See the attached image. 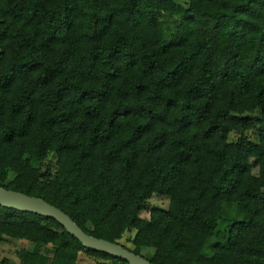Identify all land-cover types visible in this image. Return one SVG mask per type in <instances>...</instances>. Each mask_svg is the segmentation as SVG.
<instances>
[{"label":"trees","instance_id":"16d2710c","mask_svg":"<svg viewBox=\"0 0 264 264\" xmlns=\"http://www.w3.org/2000/svg\"><path fill=\"white\" fill-rule=\"evenodd\" d=\"M0 187L153 264H264V0H0ZM10 242L129 264L0 206Z\"/></svg>","mask_w":264,"mask_h":264},{"label":"water","instance_id":"95a60500","mask_svg":"<svg viewBox=\"0 0 264 264\" xmlns=\"http://www.w3.org/2000/svg\"><path fill=\"white\" fill-rule=\"evenodd\" d=\"M0 206L51 218L87 249L125 260L129 264H153L120 244L88 235L66 213L41 198L0 187Z\"/></svg>","mask_w":264,"mask_h":264},{"label":"rangeland","instance_id":"374dc122","mask_svg":"<svg viewBox=\"0 0 264 264\" xmlns=\"http://www.w3.org/2000/svg\"><path fill=\"white\" fill-rule=\"evenodd\" d=\"M176 19L171 17L170 15L164 14L161 18V23L163 25H168L171 27H175L176 26ZM231 140H236L237 139V135L236 134H232L230 137ZM258 136L252 137V141L257 142ZM169 206V199L165 198V197H159V196H154L151 200H149L146 204V211L151 210L153 208H162V209H167ZM143 217L148 216V213L145 212L142 214ZM134 234V232H133ZM130 236H132V234H127L123 240L121 241L123 244L126 245H130L128 243V239L130 238ZM14 250H15V245L13 244V242H10L8 244H4L2 246H0V251L2 253L3 257H7V258H14ZM147 252V251H146ZM92 263V259L88 258V257H84L82 256L80 261L78 262V264H91Z\"/></svg>","mask_w":264,"mask_h":264}]
</instances>
